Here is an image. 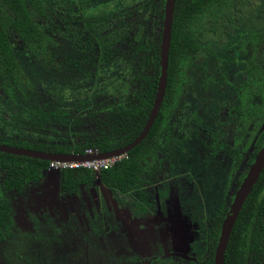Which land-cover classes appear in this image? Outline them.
I'll return each mask as SVG.
<instances>
[{"label": "trees", "instance_id": "16d2710c", "mask_svg": "<svg viewBox=\"0 0 264 264\" xmlns=\"http://www.w3.org/2000/svg\"><path fill=\"white\" fill-rule=\"evenodd\" d=\"M50 1L0 0V87L11 103L8 112L3 107L0 110V144L54 154H84L88 149L104 153L125 147L143 130L155 99L160 75L159 47L165 0H107L96 7L91 5V0H74L85 43L77 49L79 60L60 58L59 61L46 52L43 28L35 21L44 15ZM231 2L175 0L167 83L160 110L146 137L112 167L99 172V180L109 191L122 197L130 196V203L141 212H147L153 206L147 202L146 193L142 190V176L145 170H154L152 160L159 147V134L165 126L168 111L175 106L177 94L189 79L186 69L207 51L220 66L235 61V55L231 53L218 57L208 37H219L223 29L222 16L231 11ZM114 5L120 7L112 10ZM108 20L114 26L107 33L105 23ZM231 21L226 23L231 24ZM153 26L159 27L155 34L154 30V37L151 34ZM248 32L257 56L247 61L246 79L241 83L245 89L237 97L238 105L224 122L237 135L233 145L216 141L215 137L222 135L217 132L210 135L206 131L213 138L209 145L200 139V129H195L194 134L204 147L225 151L235 166L242 160L244 148L241 140L248 135L249 119L253 116H257L259 121L264 119V30L260 32L259 27L252 25ZM16 38L28 50L32 60L30 66L39 69V78L33 79L20 64L13 45ZM117 44H125L129 51L123 53ZM243 46L242 41V50ZM114 71L119 75L115 86L113 84L116 89L108 92L110 84L107 79ZM57 73L62 76H56ZM37 84L41 87L38 88ZM80 95L82 98H77ZM254 95L259 103L251 100ZM80 125H91L93 132L81 131ZM263 141L264 132L257 138L254 150L247 158L248 166ZM49 164L50 161L46 160L0 152V246L13 237L15 208L19 204L17 195L25 194L27 186L49 178L57 181L62 192L74 194L80 185L89 184L97 177L90 169H52ZM227 210L228 207L220 210L213 229L208 232L209 257L188 263L213 264L221 223ZM64 226L59 220L53 233H60ZM112 230L114 239L108 238ZM118 232L124 234L125 228L109 227L107 237L99 241L100 246L108 247L107 241L116 243ZM44 238L49 244L51 239L45 236L41 240ZM52 239L55 240L54 237ZM128 249L124 252L115 250L117 262L135 256L128 254ZM170 261L167 258L163 262ZM223 264H264V169L237 217Z\"/></svg>", "mask_w": 264, "mask_h": 264}, {"label": "rangeland", "instance_id": "374dc122", "mask_svg": "<svg viewBox=\"0 0 264 264\" xmlns=\"http://www.w3.org/2000/svg\"><path fill=\"white\" fill-rule=\"evenodd\" d=\"M106 1L91 0L90 3L96 7ZM263 3L264 0H232L231 11H227L221 20L224 25L229 17L232 20L230 26L227 24L221 29L218 38L208 36L212 49L218 57L232 51L236 61L225 62L226 64L220 66L207 51L198 56L199 58L186 69L189 79L177 94L175 106L168 111L165 126L159 134V147L152 160L154 170L153 172L145 170L142 176V190L146 193L147 202L153 205L152 208L147 209L149 211L146 213L141 212L137 206L130 203L129 197L117 195L118 200L114 202V195H111L114 215L117 216V212L120 214L121 211H124L123 213L127 211L125 218L130 224L127 233L140 237L137 238V243L134 241L131 243L128 254L146 257L149 242L152 245L164 242L165 250L173 247L181 253L188 254L190 247L202 260L209 256L206 230L213 221L216 222L220 210L229 205L238 181L248 167L247 158L254 150L257 134L259 131L264 132V119L259 121L255 118L250 124L249 130L252 135L247 136L249 141H246L247 138L241 140L244 150L242 160L237 166L232 157L222 149L212 151L198 143L194 138L195 129L203 131L205 126L217 134H222L215 137L218 142H230L237 136L233 135L232 129L224 124L223 119L229 118L226 114L224 116L222 114L234 100L236 101L238 94L236 86L246 77L247 61L257 56L248 29L254 25V28L259 27L260 32L264 30ZM46 6L48 7L44 15L35 20L43 28L42 36L46 52L53 54L56 61L60 58L79 60L77 49L81 48L85 41L81 34L80 16L74 0H51ZM114 6L111 7L112 10L120 7ZM105 24L108 33L114 23L108 20ZM158 29V26L151 27L152 37L154 30L155 34ZM242 41L243 50L240 47ZM13 45L20 64L29 76L33 79L39 78L40 71L30 66L29 63L32 62L30 54L21 41L16 38L13 40ZM117 46L123 53L129 51V47L125 44H117ZM56 61L54 62L59 63ZM60 67L63 69V64ZM56 76L62 75L57 73ZM51 77L52 75L49 74V78ZM118 78L119 75L115 71L113 75L108 76L107 80L110 84L108 92L116 89L114 86ZM40 87L38 85V88ZM77 98H82V95ZM0 104L5 112L9 111L10 100L3 95L0 97ZM80 126L81 131L84 129L88 132L92 131L91 125ZM200 139L209 145L213 138L201 134ZM99 194L102 196L103 192L99 190ZM82 197L78 196L79 204L83 203ZM91 200L95 198L91 197ZM62 207L63 216L66 215L69 219L72 209L66 200ZM75 211L74 209V214ZM14 219L16 222L12 230L14 238L0 246V264L1 262L3 264L86 263L83 250L78 245L74 251L69 249L65 252L66 255L55 254L53 246L41 240L42 236L49 233L47 225L34 223L32 220L34 215L25 213L19 209V206L15 211ZM44 221L47 223L51 219L44 216ZM164 223L165 227H163ZM121 228L122 224H119L117 229ZM111 232L108 238L114 239L115 234L113 230ZM125 238L126 231L124 234L118 232L117 240H114L115 245L110 241H107V245L115 246L114 250H121V246L125 248ZM90 260L91 264L96 262L95 254L91 255ZM113 263L114 261L112 263L106 261V264ZM124 263L126 261L115 264Z\"/></svg>", "mask_w": 264, "mask_h": 264}, {"label": "flooded vegetation", "instance_id": "af4514ba", "mask_svg": "<svg viewBox=\"0 0 264 264\" xmlns=\"http://www.w3.org/2000/svg\"><path fill=\"white\" fill-rule=\"evenodd\" d=\"M227 20H231V19L228 18ZM227 24L228 23L222 25V27L224 28ZM228 25L230 26V24ZM229 53L233 54L232 51H229ZM245 79L243 81H245ZM241 83H239V85L236 86L237 87L236 90L238 91L237 97L241 93H243L245 89V88L243 89V87L245 86ZM1 95L5 97L0 87V97ZM251 100L254 103L255 102L259 103V99L255 95L252 96ZM237 101H238V98H236V101L234 100V102L227 108V111H224L222 115L224 116V114H226V116H228L229 118L230 113L233 112L234 106L238 104ZM0 110H1V104H0ZM255 118L258 119L257 116H253L249 119V126L252 122H254ZM227 120L228 119H223V122ZM249 126L247 128L248 135H246V138H247L246 141L250 140L248 137H251L252 135V133L249 130ZM206 128L207 129L204 128L203 131L201 130L202 134L205 135L206 137H211L210 135L215 132L211 131L208 127ZM206 131L209 132L210 135H207ZM260 134L261 133L259 131L257 134V138L260 136ZM233 142L234 140L230 142L225 141V143L228 145H233ZM242 154H243V151L241 155ZM94 174L97 175V177L93 181H91L89 184L80 185L77 193H74V194L62 192V190L59 188L57 181L51 180L49 178L45 179V181L36 183V185L27 186L25 194L17 195L19 204H22L23 206H20L18 204L16 205L15 210L19 206V209H22L25 213L34 215V219H32L34 223L37 222V224L47 225V227L49 228L47 229L49 233L42 236V238L47 236V238L51 239V241L49 242V244L45 241V238L42 241L48 244L49 246L52 245L54 248L55 254L66 255L65 252H67L69 249L74 251V249L76 248V245H78L81 247V250H83L82 254L86 261L85 264H91L90 258L92 254H95L96 256V262L93 264H106V261H108L109 263H112L114 261L113 264H115L117 262L115 259L116 256L114 255L115 250H116V249L114 250L115 247L110 245V247L104 248L100 246V242H99V241H102L103 238L107 237L106 231L109 229V227H111L112 225L118 226L119 224H122V226L125 228V231H126L125 248L127 247L129 248V246H131V243L133 241L137 243V238H140V237L138 236L136 237V235H133L132 233L130 234L129 232L127 233L128 227L130 225L129 222L126 221V218H125L127 211L126 213H123L124 211H121L122 213L120 212V214H118L117 212V216L114 215V210L111 208L112 203L110 201V197L111 195H114L113 201L115 202L116 200L117 202L118 197L116 198V196L119 194L109 191L99 180L98 178L99 173H94ZM99 190L103 192L102 196L99 194ZM235 192L233 194V197L235 195ZM132 194L133 193H131V195ZM78 196H83L82 204L78 203ZM91 197L95 198V200H91ZM126 197H129V201L131 202L130 196H126ZM233 197L231 198V201L233 200ZM65 200L67 201V203L70 205L72 209L71 210L72 213L69 219H67L66 215L63 216L64 208L62 206L64 205ZM23 201L26 203H24ZM230 203L227 206L228 210H229ZM34 209H36V211ZM74 209L76 210L75 214H74ZM228 210H227V213H228ZM226 214L224 218L226 217ZM44 216L45 217L47 216L48 218H50L51 221L46 223L44 221ZM59 220H61L65 224L64 226L65 229H61L60 233H53V230L55 229V225L56 226L58 225ZM213 223L215 222L213 221ZM213 223L206 230V235H208V232H210L213 229L214 227ZM165 226L166 225L164 223L163 227ZM52 237H54L55 240H53ZM13 238L14 236L11 239ZM126 241H130V242L127 243ZM206 241H207V238H206ZM160 243L161 242H158V244L155 243L152 245V243L149 242V248L147 249L146 257H141L139 256V254H135V256H132L133 258L127 260L126 263L124 264H183V261L186 262V264H192L188 262L192 261L195 263V261L201 258V257H197L190 247H188L189 248L188 254H185V253H181L177 251L173 247H169L167 250H165V247L163 246L164 242L161 244ZM207 243L210 245L208 241ZM125 248L122 247L120 251L124 252L126 250ZM56 251L59 253H56ZM167 258H170L171 261L169 263L168 262L164 263L163 261ZM120 262H123V261H118L117 263H120Z\"/></svg>", "mask_w": 264, "mask_h": 264}, {"label": "water", "instance_id": "95a60500", "mask_svg": "<svg viewBox=\"0 0 264 264\" xmlns=\"http://www.w3.org/2000/svg\"><path fill=\"white\" fill-rule=\"evenodd\" d=\"M175 0H165L164 3V17L162 20V30L160 39V51H159V66L160 75L157 82V91L153 106L150 110L148 120L146 121L141 133L134 139L133 142L117 150L98 153L97 155H84V154H54L49 152L30 150L18 147H11L0 144V152L24 156L34 159L46 160V161H65V162H81L90 161L93 159H108L120 155H125L133 147L137 146L149 132L163 102L165 95L166 83H167V66H168V53L170 45V34L172 27V18L174 10ZM264 169V142L258 152L255 154L252 163L250 164L246 175L239 184L233 200L230 203L228 213L224 218L219 238L215 247L213 264H223L226 247L235 225L237 217L247 199L251 193L254 185L258 181L261 172Z\"/></svg>", "mask_w": 264, "mask_h": 264}, {"label": "built area", "instance_id": "2783aa9c", "mask_svg": "<svg viewBox=\"0 0 264 264\" xmlns=\"http://www.w3.org/2000/svg\"><path fill=\"white\" fill-rule=\"evenodd\" d=\"M99 152L97 150L88 149L85 151L84 155H97ZM125 155H120L108 159H93L90 161L81 162H65V161H50L49 167L52 169H78L85 168L90 169L95 173H99L102 170L109 169L116 162L124 158Z\"/></svg>", "mask_w": 264, "mask_h": 264}]
</instances>
